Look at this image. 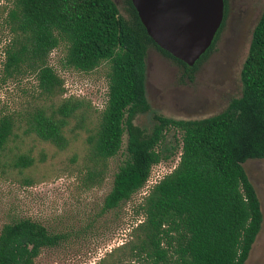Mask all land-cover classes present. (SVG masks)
I'll use <instances>...</instances> for the list:
<instances>
[{
    "label": "trees",
    "instance_id": "trees-1",
    "mask_svg": "<svg viewBox=\"0 0 264 264\" xmlns=\"http://www.w3.org/2000/svg\"><path fill=\"white\" fill-rule=\"evenodd\" d=\"M124 2L122 15L113 0H0L2 76L32 80L15 108L0 109V173L32 185L61 172L89 190L104 182L125 134L124 158L102 199L100 210L106 212L144 186L152 165L177 153L173 168L136 204L140 219L126 240L94 264H244L262 222L243 163L264 159V1L239 70L240 94L209 116L155 115L149 131L133 122L149 108L148 49L181 65L191 79L222 24L187 66L153 42L131 1ZM53 50L64 69L105 68L101 108L63 95L64 79L49 64ZM168 129L173 144L165 147ZM61 238L29 217L4 222L0 264H33L41 248Z\"/></svg>",
    "mask_w": 264,
    "mask_h": 264
},
{
    "label": "rangeland",
    "instance_id": "rangeland-1",
    "mask_svg": "<svg viewBox=\"0 0 264 264\" xmlns=\"http://www.w3.org/2000/svg\"><path fill=\"white\" fill-rule=\"evenodd\" d=\"M113 1L124 15V0ZM263 1L227 0L223 26L210 52L196 65L191 79H187L181 65L149 48L145 58V95L149 108L138 113L133 122L149 131L155 115L190 119L223 110L232 97L240 94L239 70ZM59 55L58 50H53L49 64L64 79L63 95L86 98L97 109L104 102L105 68L101 66L87 73L64 69L58 64ZM1 59L0 52V109H12L21 100L22 89L32 80H5ZM173 132L166 131L165 147L173 144ZM124 145L125 134L120 150L109 159L104 182L89 190L81 189L73 176L61 172L47 175L32 185L19 184L0 173V225L29 217L62 236L56 245L41 248L33 264H94L126 240L129 229L140 219L135 213L136 204L151 184L173 168L177 153L152 165L144 186L119 207L101 212L112 174L124 158ZM243 168L262 213L260 230L244 264H264V159H247Z\"/></svg>",
    "mask_w": 264,
    "mask_h": 264
},
{
    "label": "water",
    "instance_id": "water-1",
    "mask_svg": "<svg viewBox=\"0 0 264 264\" xmlns=\"http://www.w3.org/2000/svg\"><path fill=\"white\" fill-rule=\"evenodd\" d=\"M130 1L153 42L187 66L210 45L223 16V0Z\"/></svg>",
    "mask_w": 264,
    "mask_h": 264
},
{
    "label": "flooded vegetation",
    "instance_id": "flooded-vegetation-1",
    "mask_svg": "<svg viewBox=\"0 0 264 264\" xmlns=\"http://www.w3.org/2000/svg\"><path fill=\"white\" fill-rule=\"evenodd\" d=\"M226 6H227V0H226V2H224L223 1V16H222V20H221V23H220V25H219V27L218 28H220V26H221V24H222V26H223V21H224V18H225V13H226ZM222 26H221V28H222ZM221 28H220V30H221ZM217 31V30H216ZM220 32V31H219ZM216 33V32H215ZM219 34V33H218ZM215 35V34H214ZM214 37V36H213ZM217 39V38H216ZM216 41V40H215ZM215 43V42H214ZM210 52V51H209Z\"/></svg>",
    "mask_w": 264,
    "mask_h": 264
},
{
    "label": "built area",
    "instance_id": "built-area-1",
    "mask_svg": "<svg viewBox=\"0 0 264 264\" xmlns=\"http://www.w3.org/2000/svg\"><path fill=\"white\" fill-rule=\"evenodd\" d=\"M104 99H105V97H104ZM102 105H103V103H102V104H100V105L98 106V109H99V108H101V107H102Z\"/></svg>",
    "mask_w": 264,
    "mask_h": 264
}]
</instances>
